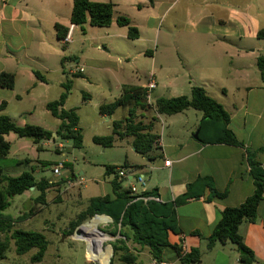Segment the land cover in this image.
I'll return each mask as SVG.
<instances>
[{"label": "crops", "instance_id": "obj_1", "mask_svg": "<svg viewBox=\"0 0 264 264\" xmlns=\"http://www.w3.org/2000/svg\"><path fill=\"white\" fill-rule=\"evenodd\" d=\"M91 1L113 3L115 6L114 20L112 25L107 28L110 32L106 34L111 44H114V40L125 43L132 40L128 37V29L117 25L116 19L119 16L131 20L132 25L139 30L138 39H140L143 35L142 28L149 32H155L161 20L173 13L184 12L185 22L181 33L190 41L189 47L185 48L186 53L210 52L224 55L225 63L222 67L215 69L212 68L211 62L203 61L204 63L198 67L199 72L196 76L191 70L192 67H184L191 79L188 90L192 93V88L198 86L204 88L210 97L220 96L213 97V99L222 104L230 115L228 128L235 134L237 140L243 145L242 147L204 144L195 138V133L199 131L200 124L204 119V114L201 111L188 109L171 116L159 114L155 103L157 99L163 97L158 96L155 101L152 99L153 92L159 87L156 74L153 72L149 79L153 77L156 89L151 91V102L148 103L146 100L148 107H138L135 121L144 124L156 122L153 133L159 136L157 142L160 141V144L157 145L156 142L148 157L136 153L132 145L134 139L130 136L118 139L114 146L130 145L134 149V152L140 157L139 162L129 165L126 163L125 165L128 168H133L135 175L144 176L147 192L157 190L161 200L159 204L172 203L185 195L188 192V186L195 183L199 177L210 178L216 191L225 194V196L213 197L208 187L195 186L192 189L193 197L176 208L180 232L170 233L169 241L171 245L179 247L181 251L186 249L187 253L198 249L202 254V260L197 264H240L241 254L236 246L231 243L224 245L216 243L213 249L209 250L207 240L218 225L221 213L227 208L239 207L255 192L256 187L248 164V152H256V159L264 169V153H259V150L264 146V83L258 68V59L264 58V40L258 39L259 31L264 29V0ZM73 6L74 0H0V75L7 73L15 76L13 89L0 87V106L5 104L0 111V116H8L19 127L39 126L51 132L53 136L52 140H44L35 144L32 140L20 138L14 133L6 135L5 140L11 145L6 161L8 165L25 163L31 167V172L34 173L36 179L45 178L52 185L54 179H48L44 175L49 163L42 159V154L46 153L51 142L55 145L59 139L57 132L61 121L47 109L49 103L57 101L54 96H50L54 86L50 75L61 72L67 81L77 79L76 75L82 77L85 73L84 70L82 74H72V70L79 67L80 59L74 62V66L73 64L69 65L74 58L66 56V52H64V49L66 50L69 45L75 43L76 32L81 30L80 27L71 23ZM56 24L67 28L74 26L70 44L64 45L63 41L58 39L55 30ZM101 37L103 36L97 38ZM199 38H207L212 46L196 47V43H200ZM100 48L107 50L103 47ZM108 50L116 52L114 45H110ZM124 53L120 56H125L127 60H130V52L125 51ZM185 57L186 61L189 56ZM189 60H193V58L190 56ZM36 71L41 73L45 81L38 80L35 75ZM71 81L73 82V80ZM58 83L63 87L62 78H58ZM126 86L133 85H124L123 88ZM140 87L145 88L147 95L148 83ZM170 87L167 84L164 89L169 91ZM85 95L88 100H91L92 96L86 93ZM120 97H116L111 102ZM176 97L180 96L176 94L170 98ZM88 100H85L83 95V102ZM111 102H101L99 109L102 104ZM63 108L67 110L66 103ZM120 109H124L128 115L113 120L112 132L115 121L124 120L130 115L129 107ZM101 116L106 117V115ZM26 151L31 154L24 153ZM25 154L28 157L24 159L22 156H26ZM167 161H170L169 167L165 166ZM107 166H105V172L101 179L92 177L85 179L75 176L74 173L71 178L61 177L60 179L64 181V188L60 195L71 197L75 194L76 198L82 199V202L86 204V208L94 198L108 196L112 200H116L112 185L115 175L106 173ZM39 167L43 169L40 170ZM22 173L24 172H20L15 177ZM41 173L43 175L36 176ZM85 175V171L80 172V176ZM120 181L122 190H129L130 179H121ZM69 183L72 186H69ZM88 183H96L97 186L92 188L87 185ZM52 189L53 187L47 192L46 202H51L53 199ZM83 191H90L92 195L85 197ZM39 195L37 190L30 189L22 195L16 196L11 200L12 205L18 198L14 204L13 213L9 214L5 211L4 214L17 220L16 222L29 219L28 207L30 203L35 202ZM19 202L24 205L16 208ZM46 202L43 204L35 202L40 207L39 211L43 209L41 205ZM18 218L21 219L18 220ZM100 223L104 222L98 220L92 225L91 223L88 225H90L91 235L98 232L101 236L99 237L100 242H104L109 237L98 230L97 226ZM24 230L47 234L42 230ZM240 234L245 246L254 254L255 262L253 264H264V197L260 202L256 220L243 223L240 227ZM71 237L73 238V235L68 238ZM110 237L112 238V236ZM118 240L125 239L118 233ZM126 245L130 253L136 256L134 264H181L180 255L174 248H164L161 262L158 263L148 248H143L131 240L126 241ZM11 250L17 255L14 244L9 251ZM29 253L28 264H54L52 261L61 260L57 251L49 255L50 261L46 260L47 256L45 255L42 262L32 263L31 258L36 250ZM89 254L91 256L92 252ZM210 257L211 260L206 262ZM7 259L6 255L5 259L0 260V264ZM96 260L98 264H102L104 260L102 250L99 251L98 248ZM91 263L96 264L92 258ZM15 264L25 263L17 260Z\"/></svg>", "mask_w": 264, "mask_h": 264}, {"label": "trees", "instance_id": "obj_2", "mask_svg": "<svg viewBox=\"0 0 264 264\" xmlns=\"http://www.w3.org/2000/svg\"><path fill=\"white\" fill-rule=\"evenodd\" d=\"M113 3H94L91 0H74V6L71 16V23L80 27L85 33V26L90 25L98 28H108L114 20ZM116 23L120 27L128 29V37L132 40L139 38V30L134 27L131 20L127 17L119 16ZM56 35L60 41L67 36L69 28L60 24L55 25ZM258 39L264 40V29L258 33ZM258 68L262 82L264 83V58L258 59ZM40 81L45 78L40 72H35ZM80 78V75H76ZM73 82L67 80L63 84L64 91L57 101L47 105L51 114L61 121L57 137L62 140H70L77 149L83 148V134L80 129V118L77 111L65 110L63 107L71 93ZM15 85V76L3 73L0 75V87L13 89ZM84 99L88 100L84 94ZM5 104L0 106V111ZM130 108L128 118L113 123V132L109 136L94 137L95 144L102 145L104 148L113 147L118 139L125 136L132 137L133 147L136 153L141 156H149L155 147L159 136L153 133L154 123L144 124L135 121V113L138 107H148L146 102V90L142 87L126 86L120 98L114 102L102 104L100 114L110 116L120 108ZM155 108L159 114L176 115L188 109L201 111L204 119L200 124L198 139L204 144H226L230 146L242 147L235 134L228 128L230 115L222 104L208 96L206 90L202 87H193L190 97L180 96L176 98H159L155 103ZM212 131V132H211ZM14 133L20 138L30 139L35 144L46 140H52L51 132L35 125L17 126L8 116H0V260L6 258L12 244L15 246L16 254L25 255L32 250L36 253L32 256V263H40L44 260L46 252L50 246L48 238L39 232L26 231L16 228L17 220L7 216L4 212L11 205V200L16 196L22 195L31 188L37 190L40 195L35 202L43 204L46 202V195L53 186L49 180L42 178L36 179L33 172H24L18 177H11L4 173L3 161L10 153L11 145L5 140V136ZM264 153V146L259 150ZM248 164L250 174L254 179L255 192L242 205L234 208H227L221 213V219L215 227L212 235L208 238V249L212 250L216 243H231L239 251L246 254L240 255V264H253L255 257L253 252L248 249L240 234V227L243 223L254 222L257 218V212L264 197V169L261 163L256 159V152H248ZM128 168L127 165L124 166ZM118 167L107 166L106 173L115 175L113 192L116 200L106 196L104 198H94L90 201L86 210L81 212L73 221L70 222L65 236H72L76 229L86 221L95 217V221L105 223H117L119 225V235L126 241L131 240L143 248H148L153 258L159 263L162 259L163 249L166 247L174 248L180 255L181 264H197L202 260V254L198 249L181 255V249L171 245L169 241L170 233H179L176 208L193 197L192 189L195 186L208 187L211 196L224 197L212 185L208 177H199L195 183L188 186V192L172 203L159 204L155 201L144 202L136 200L129 190H122L121 181L116 173ZM146 197H157V190L147 192ZM31 212L27 215H30ZM23 218V217H22ZM21 218H18V220ZM126 230V231H125ZM128 232V233H127ZM130 233V234H129ZM125 240H118L117 244L109 248L98 242V250H102L104 257L102 264H109L114 250V258L118 257L121 264H134L136 256L130 253ZM114 258L110 264H114Z\"/></svg>", "mask_w": 264, "mask_h": 264}, {"label": "rangeland", "instance_id": "obj_3", "mask_svg": "<svg viewBox=\"0 0 264 264\" xmlns=\"http://www.w3.org/2000/svg\"><path fill=\"white\" fill-rule=\"evenodd\" d=\"M184 22V12L181 14L173 13L158 23L155 32H149L142 28L143 35L140 39L127 41V43L114 40V44H111L106 36L110 32L109 29L85 26V33L78 30L75 35V43L69 45L66 50L64 49L66 56L74 58L69 65L73 64L74 66V62L80 59L79 67L85 70L82 77L71 79L73 80L72 90L66 101V109H76L80 116L83 148H75L70 140L58 139L55 145L51 142L46 153L42 154V159L49 163L44 175L48 179H54L52 186L53 199L51 202L41 205L43 208L41 211H39L40 207L35 202L30 203L27 211L28 214L31 212L29 219L16 222V227H21V229L42 230L48 234H45L50 241L46 254L47 261H50L48 259L50 254L58 251L61 260L52 261L54 264H92L91 258L93 262L98 264L94 258H97V243L100 241L99 237L101 236L98 232L91 235L90 225H88L95 220V217L79 226V228L82 227L79 229L76 239L68 238L69 236L64 235V232L69 229L70 222L81 211L85 210L86 204L82 202V199L76 198L75 194L71 197L60 195L61 190L64 188V181L60 178H71L74 173L75 176L84 177L85 179L90 177L101 179L107 165L123 168L126 163L128 165L136 164L140 160V157L130 145L104 148L102 145L94 143V137L108 136L112 133L113 120L121 119V117L128 115L124 109H119L113 116L103 117L99 113L100 103L111 102L116 97L121 96L124 85L136 87L146 85L152 72L156 74V80L159 83L158 89L152 94L153 101L158 96L170 98L176 94L190 97L191 93L188 88L191 79L187 69L184 67H192L191 70L196 76L199 72L198 67L204 63L203 61L211 62L212 68L215 69L224 65L225 58L221 53H186L185 48L189 47L190 41L181 33ZM99 36L103 37L99 39L97 38ZM198 41L200 43H196V47L205 48L212 46L207 38H199ZM110 45H114L115 53L108 50ZM100 47L107 50H102ZM125 51L130 52V60H127L125 56H120V54L124 55ZM185 56H189V58L191 56L193 60L187 58L185 61ZM59 77L62 78L63 83L66 82L61 72L50 75V79L54 82L50 96H54L56 100L59 99V96L64 91V88L58 83ZM167 84L171 86L169 91L166 88L164 89ZM174 89H176L175 92ZM85 93L92 96L91 100L83 102ZM154 123L156 125V122ZM24 153L31 154L29 151ZM22 157L25 159L28 156ZM60 164L63 165V168L60 169L61 175L56 177L53 170ZM3 167L6 175L14 177L20 172L32 170L25 163L8 165L6 160L3 161ZM39 169L42 170L43 168L39 167ZM81 171H85L86 175L80 176ZM41 175L43 174H36L37 177ZM87 185L92 186V188L97 186L96 183H88ZM83 195L87 197L92 194H90V191H83ZM17 201L18 198L6 210V213H13L14 204ZM23 205V203L19 202L16 208ZM97 228L106 237H109L102 242L104 247L107 246L109 248L118 243L119 225L116 222L100 223ZM108 235L112 236V238ZM89 252H92L93 255L91 254L90 256ZM7 256L8 259L1 264H15L17 260L28 264L30 253L24 256H17L11 250L7 253ZM113 258L114 250H112L110 263ZM207 260L206 262H209L211 257ZM114 264H120L118 257L114 258Z\"/></svg>", "mask_w": 264, "mask_h": 264}, {"label": "built area", "instance_id": "obj_4", "mask_svg": "<svg viewBox=\"0 0 264 264\" xmlns=\"http://www.w3.org/2000/svg\"><path fill=\"white\" fill-rule=\"evenodd\" d=\"M73 27L74 26L72 25L69 28L67 36L63 40L64 45H68L71 43ZM83 72H84V69L79 68V67H76L75 70H72V74H82ZM147 88H148V92L146 95V100L148 103H150L151 102V91L156 89V83H155L153 77H151L149 79ZM159 144H160V141L157 142V145H159ZM165 166L169 167L170 161L165 162ZM62 168H63V165L60 164L57 168H55L53 170V173L56 176H59L60 175V169H62ZM116 172H117V175H118L120 180L121 179H124V180L130 179L129 191L133 196L137 197L136 200H142L144 202H148V201H155L157 203L161 202V200L157 197H146V196H144V194L147 193L145 178L142 175H135L133 168H124V167L122 168L121 167V168H118ZM69 186H72V184L69 183ZM185 254H187L186 249L181 251V255H185Z\"/></svg>", "mask_w": 264, "mask_h": 264}, {"label": "water", "instance_id": "obj_5", "mask_svg": "<svg viewBox=\"0 0 264 264\" xmlns=\"http://www.w3.org/2000/svg\"><path fill=\"white\" fill-rule=\"evenodd\" d=\"M198 133H199V131L197 132V134H195V138H198ZM31 189H34V188H31ZM83 226H84V225H83ZM81 227H82V226H81ZM81 227H80V228H81ZM80 228L78 227L77 230L75 231L74 236H73L74 239H76V235H77V233H78V231H79ZM240 254H241V255H244V254H246V253H245L244 251L241 250V251H240ZM111 257H112V256H111ZM109 264H110V260H109Z\"/></svg>", "mask_w": 264, "mask_h": 264}, {"label": "bare ground", "instance_id": "obj_6", "mask_svg": "<svg viewBox=\"0 0 264 264\" xmlns=\"http://www.w3.org/2000/svg\"><path fill=\"white\" fill-rule=\"evenodd\" d=\"M95 222V220L93 221V222H91V225L93 224ZM97 248H98V246H97ZM95 260H96V258H94ZM97 261V260H96Z\"/></svg>", "mask_w": 264, "mask_h": 264}]
</instances>
